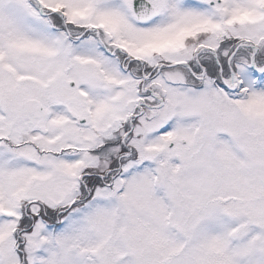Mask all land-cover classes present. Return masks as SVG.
<instances>
[{"label": "snow or ice", "instance_id": "snow-or-ice-1", "mask_svg": "<svg viewBox=\"0 0 264 264\" xmlns=\"http://www.w3.org/2000/svg\"><path fill=\"white\" fill-rule=\"evenodd\" d=\"M0 264H264V0H0Z\"/></svg>", "mask_w": 264, "mask_h": 264}]
</instances>
